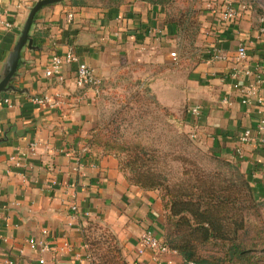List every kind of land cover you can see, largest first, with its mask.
Wrapping results in <instances>:
<instances>
[{
    "label": "crops",
    "instance_id": "0c3cea01",
    "mask_svg": "<svg viewBox=\"0 0 264 264\" xmlns=\"http://www.w3.org/2000/svg\"><path fill=\"white\" fill-rule=\"evenodd\" d=\"M23 1L19 5L16 0H0V17L12 24L10 30L0 28V67L38 0ZM208 1L199 0L193 6L207 21L197 49L184 59L174 38L177 28L164 25L165 12L159 6L136 2L114 8L77 7L68 5L69 1L37 14L31 35L39 49L23 51L19 79L14 83L25 93L3 95L11 107L0 104L3 262L37 264L38 255L25 240L49 229L54 253L46 256V264H53L54 256L57 264H85L82 225L94 221L110 228L131 264H159L150 253H137L145 230H153L162 239L165 211L159 193L131 185L114 154L87 147L89 130L99 121L100 97L90 89L75 87L76 66L64 68L63 84L46 78L45 70L50 59L71 44L105 85L133 74L161 107L176 114L199 108L196 137L216 156L233 158L240 134L256 127L259 112L264 115V87L261 105L245 106L229 77L237 50L244 46L246 65L259 67L264 78V35L258 21L264 0H215L246 5L242 17L227 26L218 24L207 11ZM214 50L227 60H215ZM173 52L178 54V63L171 57ZM56 95H68L69 102L53 108L31 101ZM243 149L241 170L263 196L264 144ZM73 205L78 208L75 217L71 215ZM65 243L70 250H65Z\"/></svg>",
    "mask_w": 264,
    "mask_h": 264
},
{
    "label": "trees",
    "instance_id": "16d2710c",
    "mask_svg": "<svg viewBox=\"0 0 264 264\" xmlns=\"http://www.w3.org/2000/svg\"><path fill=\"white\" fill-rule=\"evenodd\" d=\"M196 1L107 0L106 4H90L87 0H71L68 5L114 8L142 2L159 6L165 12L164 25L177 28L174 38L184 59L197 49L195 45L207 21L202 12L193 10ZM142 88L148 95V89ZM184 116L187 124L195 125L191 113L186 111ZM117 144L97 126L90 128L86 142L90 150L114 154L131 185L159 193L165 211L161 241L172 252L159 256L163 264H264V200L259 202L250 176L241 167L209 150L212 160L218 163L216 169L185 159L192 168L172 176L156 156L151 159L145 150L129 144L121 145L126 158H120L112 152ZM93 229L101 234L92 236ZM82 233L87 247L84 257L91 264H131L108 226L86 221Z\"/></svg>",
    "mask_w": 264,
    "mask_h": 264
},
{
    "label": "rangeland",
    "instance_id": "374dc122",
    "mask_svg": "<svg viewBox=\"0 0 264 264\" xmlns=\"http://www.w3.org/2000/svg\"><path fill=\"white\" fill-rule=\"evenodd\" d=\"M87 2L106 4L107 0ZM141 82L140 78L129 74L101 89L99 121L94 125L118 143L112 152L125 159L126 155L121 147L124 143L145 150L151 159L155 160L156 156L160 166L172 176L181 174L185 168H192L183 161L185 159L194 160L204 168L207 166L209 169H216L218 163L212 160L208 145L196 137L194 124H187L185 121L188 119H185L184 113L189 112V109L185 108L178 114L162 110L149 94H145L144 88L140 86ZM220 159L240 168V160L229 157ZM256 195L259 202L264 200V195L258 192ZM92 233L96 237L101 231L93 229Z\"/></svg>",
    "mask_w": 264,
    "mask_h": 264
},
{
    "label": "built area",
    "instance_id": "2783aa9c",
    "mask_svg": "<svg viewBox=\"0 0 264 264\" xmlns=\"http://www.w3.org/2000/svg\"><path fill=\"white\" fill-rule=\"evenodd\" d=\"M17 3H24L23 0H16ZM207 11L215 18L218 24L227 26L235 23L242 17V12L246 10V5H236L233 2L226 1L223 3H217L215 0H210L206 4ZM72 19V16H68ZM260 32L264 35V13L260 15L259 19ZM0 28L10 30L12 24L0 17ZM212 56L215 60L226 61L227 57L221 54L219 51L214 50ZM171 57L175 63H178V56L175 52L171 54ZM248 56L247 49L244 46L238 48L236 56L234 58L235 67L230 72V79L234 84V88L240 94L242 105L245 106H259L262 103L261 91L264 87V78L262 71L259 67L250 68L246 65ZM76 66L74 71L73 83L79 90L90 89L94 92L96 98L100 97L101 89L104 86L103 79L96 75L95 70L83 62L73 45H68L66 50L60 54L54 55L45 70V77L53 79L57 84H63L65 82L64 68L70 66ZM215 75V74H214ZM69 96L56 95L54 98L49 96L34 97L31 99L35 105H49L53 108H60L69 102ZM225 103H229L225 100ZM0 104H5L11 107V103L8 99L0 98ZM191 115L198 119L200 117V109L193 108ZM257 143L264 144V115L259 112V120L255 128H248L243 131L238 139V145L234 149L233 158L236 160H242L244 158V149L246 145H254ZM71 215L75 217L78 213L76 205L71 206ZM53 236L49 229L41 231L37 237H29L25 240L27 247L36 255H38L37 264H46V256L53 254L54 249L52 246ZM0 241H4V238L0 235ZM65 250H70L71 246L69 243H65ZM138 256H144L146 253H150L152 257L156 259L159 264H163L159 256L169 255L172 253L162 241L157 237L155 232L151 229L144 231L140 238V246L138 248ZM20 257L22 255L20 254ZM53 264H57V258L53 257ZM85 264H91L87 259H84ZM0 264H18L17 260H6L3 262L0 258ZM168 264H173L171 261Z\"/></svg>",
    "mask_w": 264,
    "mask_h": 264
},
{
    "label": "water",
    "instance_id": "95a60500",
    "mask_svg": "<svg viewBox=\"0 0 264 264\" xmlns=\"http://www.w3.org/2000/svg\"><path fill=\"white\" fill-rule=\"evenodd\" d=\"M69 1L71 0H38L29 9L28 16L22 26L20 34L0 67V98L7 94L25 93V91L19 90L14 83L19 79L18 69L21 65L23 51L26 48L29 50L39 49L34 46V39L31 35L33 26L37 23V14L45 7L67 3Z\"/></svg>",
    "mask_w": 264,
    "mask_h": 264
}]
</instances>
